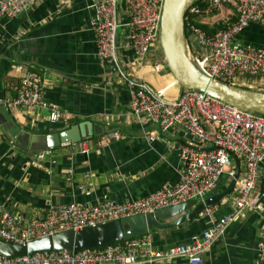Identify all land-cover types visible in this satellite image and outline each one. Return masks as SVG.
Listing matches in <instances>:
<instances>
[{
  "label": "crops",
  "instance_id": "obj_1",
  "mask_svg": "<svg viewBox=\"0 0 264 264\" xmlns=\"http://www.w3.org/2000/svg\"><path fill=\"white\" fill-rule=\"evenodd\" d=\"M97 1L38 0L26 13L1 21L0 125L7 119L6 108L11 119L31 133L59 131L83 121L93 125V134L80 142L49 148L42 167L31 162L41 150L24 148L15 138L3 133L0 203L12 212L42 218L50 203L96 204L107 199L125 201L144 197L180 180L186 167L183 148L211 147L181 126L164 130L146 117L131 114L130 90L119 76L118 67L155 89H165L171 99L179 97L183 88L167 68L161 48H153L143 60L137 56L129 43L128 26H122L119 31L118 65L100 59L91 27L93 5ZM203 3L208 4V0ZM120 9L124 20L125 5ZM226 18L237 19L231 5L204 12L196 20L215 26ZM190 39V50L201 53L195 35L191 34ZM238 40L264 48V24L252 23L238 35ZM27 67L43 75L46 100L63 112L59 121L51 120L48 109H16L5 104L7 99L17 95ZM238 85L264 91V73L240 76ZM233 161L237 166L234 157ZM239 167L243 172L241 161ZM230 181L224 176L218 191H225ZM256 196L264 203V161L260 166ZM232 208L233 198L212 215L199 213L173 227L150 229L149 235L160 249L187 243ZM262 243L264 211L248 210L231 222L226 232L204 253L202 264H255ZM140 264H183V261Z\"/></svg>",
  "mask_w": 264,
  "mask_h": 264
},
{
  "label": "built area",
  "instance_id": "obj_2",
  "mask_svg": "<svg viewBox=\"0 0 264 264\" xmlns=\"http://www.w3.org/2000/svg\"><path fill=\"white\" fill-rule=\"evenodd\" d=\"M204 1V0H203ZM38 0H0V24L29 11ZM164 0H99L94 5L92 30L97 53L102 61L118 65L119 31L128 26L129 43L143 60L159 46ZM125 5L123 20L121 5ZM231 5L237 19L226 18V25L214 34L191 22V18ZM207 6V7H206ZM190 31L201 48L202 55L193 59L197 66L216 80L238 85L239 77L264 73V48L243 44L238 35L252 23L264 24V0H208V4H192L186 13ZM119 76L130 90V112L146 117L167 130L181 126L202 143L215 146L212 150L183 148L185 170L173 186L166 185L144 197L125 201L107 199L96 204L82 202L50 203L42 218H29L12 212L0 203V237L15 243H25L68 229L81 230L123 217L154 212L192 199L205 200L218 187L224 176L235 177L233 156L244 164L239 172L233 196L207 206L200 215H212L222 205L234 200V208L223 214L190 242L155 247L148 234L134 237L103 248L45 250L33 255L8 257L0 253V264H140L182 259L183 264H202L204 253L226 232L229 224L248 210L264 211L263 201L256 196L260 166L264 161V115L233 106L204 91L184 88L175 99L166 96L165 89H155L147 82L134 79L120 67ZM43 75L27 67L21 76L17 95L5 104L16 109H48L53 122L63 117L62 110L44 96ZM3 132L0 130V140ZM15 147V146H14ZM49 150L36 153L32 164L42 167ZM231 195V194H230ZM255 264H264V243Z\"/></svg>",
  "mask_w": 264,
  "mask_h": 264
},
{
  "label": "water",
  "instance_id": "obj_3",
  "mask_svg": "<svg viewBox=\"0 0 264 264\" xmlns=\"http://www.w3.org/2000/svg\"><path fill=\"white\" fill-rule=\"evenodd\" d=\"M196 1L164 0L163 2L159 44L167 68L183 89L201 90L238 108L264 115V91L216 80L200 69L194 61L186 36V13ZM6 118V121L0 125V130L15 138L22 147L34 151L78 143L93 134V128L91 129L93 125L90 121L68 125L63 130L39 134L22 129L11 119L7 108ZM215 148L211 146L196 149ZM233 157L237 162L235 177L231 178L225 191H218L216 188L204 201L192 199L154 212L139 213L94 226H86L81 230L68 229L34 238L25 243H15L0 237V253L8 257H21L45 250L67 249L77 252L85 248H103L148 234L153 228L166 229L184 223L197 216L207 206L214 205L232 194L240 172L239 158ZM190 209L192 210L189 211ZM177 214L179 215L176 219L166 222Z\"/></svg>",
  "mask_w": 264,
  "mask_h": 264
},
{
  "label": "trees",
  "instance_id": "obj_4",
  "mask_svg": "<svg viewBox=\"0 0 264 264\" xmlns=\"http://www.w3.org/2000/svg\"><path fill=\"white\" fill-rule=\"evenodd\" d=\"M201 2H203V0H197L195 2V4H201ZM190 21L195 23L196 25L202 27L203 29H205L209 34L216 33L219 29H221L222 27H224L226 25L225 23H219L218 25H215V26H208V25H205V24H201V23H199L196 20V16L195 17L193 16ZM186 36H187L188 41H190V43H191V39H190L191 38V31H190V24H189L188 15H187V18H186ZM193 53L195 55H199V56L202 55V52L200 53L199 50L198 51L193 50Z\"/></svg>",
  "mask_w": 264,
  "mask_h": 264
},
{
  "label": "rangeland",
  "instance_id": "obj_5",
  "mask_svg": "<svg viewBox=\"0 0 264 264\" xmlns=\"http://www.w3.org/2000/svg\"><path fill=\"white\" fill-rule=\"evenodd\" d=\"M159 47V46H158ZM160 48V47H159Z\"/></svg>",
  "mask_w": 264,
  "mask_h": 264
}]
</instances>
